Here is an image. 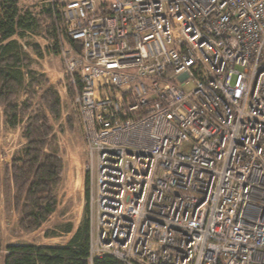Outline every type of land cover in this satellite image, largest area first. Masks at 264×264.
Here are the masks:
<instances>
[{"label": "built area", "instance_id": "obj_1", "mask_svg": "<svg viewBox=\"0 0 264 264\" xmlns=\"http://www.w3.org/2000/svg\"><path fill=\"white\" fill-rule=\"evenodd\" d=\"M56 2L82 44L61 54L95 156L90 264H264V0Z\"/></svg>", "mask_w": 264, "mask_h": 264}, {"label": "trees", "instance_id": "obj_2", "mask_svg": "<svg viewBox=\"0 0 264 264\" xmlns=\"http://www.w3.org/2000/svg\"><path fill=\"white\" fill-rule=\"evenodd\" d=\"M60 20L59 3L32 4L24 9L19 6V0H0V105L12 127L23 122L25 113L32 106L30 99L19 102L21 90L29 94L30 88L39 81L32 66L34 60L21 41L25 40L27 34L43 35L53 42L55 52L60 53L66 43ZM68 42L78 52L82 51L80 41ZM27 47L42 55L37 44L27 42ZM72 90L70 87V94ZM42 99L51 117L45 106L38 104L34 108V114L28 117L23 127L22 136L26 143L13 154L2 180L6 205L19 213L20 235L38 230L58 205L56 189L61 183L64 162L59 153L53 122L61 117V100L53 88L47 89ZM86 185L88 200V176ZM65 231L69 233L71 225H67ZM89 256V220L78 228L65 245L13 241L4 246L0 225V260L3 264H90ZM93 264L120 262L112 256H103L96 258Z\"/></svg>", "mask_w": 264, "mask_h": 264}, {"label": "rangeland", "instance_id": "obj_3", "mask_svg": "<svg viewBox=\"0 0 264 264\" xmlns=\"http://www.w3.org/2000/svg\"><path fill=\"white\" fill-rule=\"evenodd\" d=\"M19 1L24 9L32 4L57 3L56 0ZM60 16V24H62V33L64 34L62 36L64 37L63 40L66 41L60 49V53L55 52L53 42L43 35L27 34L25 40L21 41L27 53L34 60L32 66L36 70V79L39 80L30 88L29 94L24 90H21L19 94V102L22 103L29 99L32 102L31 108L25 113L23 122H20L16 127L9 125L4 115V108L0 105V225L4 246L13 241L65 245L87 220L90 223L95 221L92 217V210H96V204L91 200L92 181L97 173L95 156L90 153L81 114L74 103L78 87L71 83L70 76L65 73L66 67L61 51L64 47H69L70 44L66 34V20L61 11ZM27 42L33 45L37 44L42 55L39 56L31 51L27 47ZM70 87L73 89L72 94H70ZM192 87V85L189 86V88ZM49 88L55 89L61 100V117L59 121L53 122L59 153L64 162L61 183L56 189L58 205L56 211L38 230L20 235L18 233L19 213L13 207L9 208L6 205L3 194L5 188L2 180L5 167L11 163L13 154L26 143L22 133L28 117L34 114L33 110L38 104L45 106L42 98ZM44 108L51 117L47 107ZM87 176L89 177L88 190L90 194L88 200L86 196ZM67 225H71L69 233L65 231ZM0 264H3L2 260H0Z\"/></svg>", "mask_w": 264, "mask_h": 264}]
</instances>
